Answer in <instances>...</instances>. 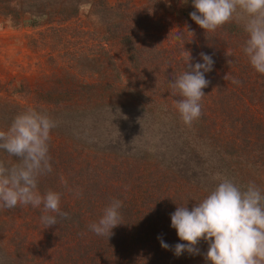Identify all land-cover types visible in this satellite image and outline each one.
Here are the masks:
<instances>
[{"label": "trees", "instance_id": "1", "mask_svg": "<svg viewBox=\"0 0 264 264\" xmlns=\"http://www.w3.org/2000/svg\"><path fill=\"white\" fill-rule=\"evenodd\" d=\"M9 1L18 6L19 1L25 10L0 13L13 27L26 21L44 26L54 38L74 26L80 32L96 28L103 34L96 45L105 59L101 78L85 85L90 92L81 107L47 111L76 127L74 114L81 110L96 128H86L93 133L87 145L75 140L56 144L50 135L52 172L39 178L38 190L59 192L68 217H58L57 225L45 229L42 206L0 207V264H210L204 240L196 246L198 255L185 251L177 257L174 248L161 247L158 237L169 246L186 243L171 227V214L177 206L191 210L202 201L215 188L217 173L241 186L253 182L264 193V75L242 50L247 39L242 25L232 21L205 32L190 18L192 0H175L182 9L174 12L183 21L177 31L158 26L152 12L156 0L144 11L129 6L117 21L111 18L115 15H101L99 8L111 11L104 0H90V14L83 16L77 0L72 13L63 12L70 0H58V11L46 14L36 0ZM71 38L64 43H72ZM187 52L193 66L203 63L200 53L214 61L205 73L209 84L203 90L202 115L191 126L180 119L175 101L181 97L173 96L169 86L187 68ZM22 112H1L0 130L7 131ZM5 156L0 161L6 165L17 163ZM65 167L64 178L59 175ZM61 178L66 183L59 186ZM113 199L122 201V224L110 237L99 236L89 225L99 221Z\"/></svg>", "mask_w": 264, "mask_h": 264}, {"label": "clouds", "instance_id": "2", "mask_svg": "<svg viewBox=\"0 0 264 264\" xmlns=\"http://www.w3.org/2000/svg\"><path fill=\"white\" fill-rule=\"evenodd\" d=\"M192 6L195 11L190 18L205 32H215L232 21L241 23L247 34L242 50L252 68L264 75V0H192ZM200 56L203 63L193 66L187 52V68L169 82L172 95L178 93L181 97L175 106L187 126L202 115L203 90L209 84L205 73L212 71L214 64L210 55ZM232 83L238 81L233 79ZM54 127L56 123L47 113L27 108L13 119L7 131L0 130V150L17 158L11 166L0 161V207L42 206L40 220L45 229L57 225L58 217L69 215L61 210L59 192L41 194L38 190L39 178L52 172L49 141ZM213 180L217 182L215 188L191 210L182 205L171 214V227L186 243L169 246L158 237L161 247L174 248L177 257L185 251L198 255L196 246L204 240L208 243L205 259L210 264H264V193L253 182L241 186L220 173ZM121 207L122 201L113 199L89 229L110 237L112 230L122 224Z\"/></svg>", "mask_w": 264, "mask_h": 264}, {"label": "rangeland", "instance_id": "3", "mask_svg": "<svg viewBox=\"0 0 264 264\" xmlns=\"http://www.w3.org/2000/svg\"><path fill=\"white\" fill-rule=\"evenodd\" d=\"M57 1L36 0L35 2L40 9L43 8L42 14H46L58 11ZM77 1L80 15L90 14L91 8L88 6L90 0ZM104 1L109 4L111 11L99 8L101 15H115L111 18L116 21L125 14L129 6L135 5V11H144L152 2L150 0ZM156 1L159 4L155 6L152 4V12L158 17V26L165 30H171L173 27H178L175 31L180 29L183 21L174 11L180 12L181 5L176 4L175 0ZM17 2L19 6L9 0L2 2L0 0V13L8 14L12 9L19 13L24 12L25 10L20 9L23 7L21 3ZM73 3V0H70L68 8L63 12L72 13ZM165 19L176 20V22H167ZM82 20L85 21V17ZM44 28V26L31 27L26 21L22 22L20 27H13L7 18L0 15V113L25 111L27 108L42 110L56 123V127L51 130V133H54L52 138L58 139L56 144L68 140H75L83 145L90 144L93 133H87L86 128L88 131H95L96 128L91 121H85V112L81 115V110L76 111L74 114L76 127H70L59 118L58 112L57 115L56 112L47 111L55 110L56 106L66 111L70 108H79L84 104V99L90 92L85 85L101 78L99 76L105 55L102 47L96 43L98 37L103 34L96 28L92 32H87V28L80 32L74 26L72 30L59 33L54 38L50 33L48 37ZM89 34L92 35L89 36ZM243 34L247 35L245 31ZM70 36L73 37L72 43H64L66 37ZM90 37L94 39L91 40ZM243 40H239L238 43H244ZM61 95L65 96L62 98ZM2 122L0 119V123ZM5 155L6 152L0 150V160H6ZM71 168L76 169V167ZM75 169H72L69 177L71 182L75 176ZM67 172L68 168L65 167L59 176L64 177ZM61 185H63L62 179L59 181V186Z\"/></svg>", "mask_w": 264, "mask_h": 264}]
</instances>
